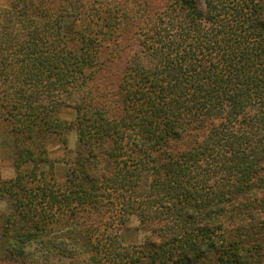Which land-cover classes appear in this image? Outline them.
Segmentation results:
<instances>
[{
	"label": "trees",
	"instance_id": "trees-1",
	"mask_svg": "<svg viewBox=\"0 0 264 264\" xmlns=\"http://www.w3.org/2000/svg\"><path fill=\"white\" fill-rule=\"evenodd\" d=\"M7 2L0 137L14 138L19 174L0 178L15 199L0 248L32 264L34 243L84 259L98 233L101 264H264V0ZM68 110L77 121L60 119ZM75 125L87 153L61 186L40 184L51 143L67 147ZM39 211L21 236L12 216ZM110 211L153 236L122 246L82 214Z\"/></svg>",
	"mask_w": 264,
	"mask_h": 264
},
{
	"label": "rangeland",
	"instance_id": "rangeland-1",
	"mask_svg": "<svg viewBox=\"0 0 264 264\" xmlns=\"http://www.w3.org/2000/svg\"><path fill=\"white\" fill-rule=\"evenodd\" d=\"M8 0H0L1 6H6L8 4ZM166 0H164L165 3ZM197 7L205 11L206 5L204 0H195ZM163 4V1H162ZM163 6V5H162ZM73 24H65L64 25V33L66 35H70L73 30ZM7 88L2 87V90H6ZM73 110V109H72ZM62 120H69L71 121H77L76 114L74 111H63L61 118ZM76 126V125H75ZM73 129L69 130L67 136H68V142L67 147L61 144V142L56 139L53 140L49 147V156L52 159L50 162L42 163V166L40 168V184L47 185V183L51 182L53 179H55L58 184L61 186L68 176H70L71 172V164L68 163L69 159H76L80 156L82 153H87V148L82 143L81 137L82 134L80 130H78V126H76ZM16 149H15V142L14 138L11 135H4L0 137V178L4 179L5 181H8L10 179H15L17 175L19 174V168L16 166ZM33 164L31 162H27L24 167L28 169V171L33 169ZM30 173V172H29ZM29 173H25L24 175V182L21 183L25 185L26 189H32L37 183L38 180L33 178V175L31 174L29 176ZM151 181L150 173L144 172L140 181L141 188L146 189L148 187L149 182ZM63 182V183H62ZM28 186H27V185ZM21 188V186H19ZM15 189L18 193L22 190ZM24 191V190H23ZM15 199L12 198L9 194H2L0 193V232L9 231L7 229V218H9L10 215L14 212L15 209ZM92 207L94 205H91ZM112 209V208H111ZM110 209V210H111ZM40 215L39 217H33L34 221H23L25 224H21V222L18 220L16 216H12L11 219L14 220L15 224L14 226L17 227L18 233H20L21 236L25 237L27 235V232L30 231L29 229H32L33 226L31 223L35 224V220H43L44 214L43 211H39ZM84 218L87 219L89 222V225L87 227H93V228H107L112 234H114V237L117 238V240H120V243L122 246H128L130 248H135L136 246H142L144 247L149 237L152 235V227L148 228L147 225H145L142 220L137 217L134 214H127L126 217L121 221L120 218L114 217L113 213L110 211L109 213H104L103 219L101 218L100 214L95 213L91 214L89 212H83ZM98 220H101V222L98 223ZM124 221V223H123ZM44 225V224H43ZM6 228V229H4ZM34 229V228H33ZM14 232V231H12ZM10 232L9 238H12V235L14 233ZM89 233H87V236ZM87 238V237H86ZM116 240V241H117ZM155 240V239H151ZM98 233L96 237L92 238V244L95 246V249L91 248L88 251V254L86 258H82L79 255H68L63 256L58 254L57 252L50 253L47 255L41 254V252H38L40 250V247H43L41 245H32L31 248H25V253L28 255H38V260L36 264H101L98 263V256L100 255V252L98 250ZM116 248V247H115ZM45 249V248H43ZM8 249H5V246L3 248H0V264H32V262L27 261L22 256H17L14 258L13 256H9ZM47 256V257H43ZM92 258V260H91Z\"/></svg>",
	"mask_w": 264,
	"mask_h": 264
}]
</instances>
